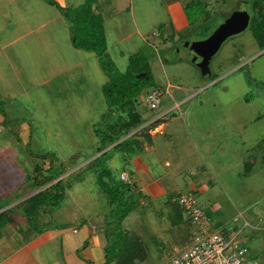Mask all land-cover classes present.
<instances>
[{"label":"rangeland","instance_id":"1","mask_svg":"<svg viewBox=\"0 0 264 264\" xmlns=\"http://www.w3.org/2000/svg\"><path fill=\"white\" fill-rule=\"evenodd\" d=\"M168 1L126 0L118 14L114 6L120 5L119 0H104L100 12L105 20L107 52L103 58L109 70L96 52L71 48L70 24L63 31L49 26L53 31L48 30L46 37H54L35 45L36 53H25L30 50L24 46L26 41L17 42L7 54L0 53V213L32 195L23 198V192L32 190L27 183L34 169L50 167L44 155L55 159L51 173H59L65 165L61 178L67 185L61 202L48 213L40 210L37 220L19 211L8 217V223L0 227V261L41 231L62 230L59 239H40L38 251L31 252L37 264H84V246L72 249L79 237L72 229H80L77 219L90 214L94 226L107 230L102 234L107 239L105 253L107 249L114 253L111 264H118L117 254L122 255L132 244L142 246L146 254L145 260L138 258L135 264H166L189 242L181 244L184 231L175 223L171 199L195 187L210 227L227 235L240 231L239 240L250 250V264H264V0H181L194 20L181 32L171 27ZM243 10L251 16L248 29L228 39L208 63L192 61L189 44L207 39ZM135 21L144 33L155 36L146 35V43L137 35L121 43V36L135 31ZM136 54L139 58L132 63L131 56ZM146 71L149 77H142L145 87L139 102L132 109L124 104L105 117L106 84L117 74L126 77L130 72L138 77ZM150 91L161 95L156 110L145 102ZM130 110L143 121L135 137L151 144L145 143V149L148 158L152 157L151 169L161 181L155 189L160 194L146 199L141 190L133 189L140 197L135 203L125 201L130 211L117 224L121 201L112 196L117 183L106 177L107 186L103 185L99 175L107 167L120 180L123 162L135 158L122 152L129 143L124 149L106 148L94 171L85 167L103 153H97L95 126L100 125L103 133L113 125L120 128L130 118ZM120 116L123 122H117ZM156 121L167 125L153 128ZM24 124L30 132L22 131ZM149 133L155 135L153 144L146 137ZM159 151L160 162L155 157ZM122 154L121 160L118 155ZM126 178L123 174L122 179ZM17 190L21 199L10 205L7 199L11 198L2 200L7 195L16 197ZM246 221L250 226L243 227ZM120 228L129 241L116 245L115 231ZM32 262L36 264L34 259Z\"/></svg>","mask_w":264,"mask_h":264},{"label":"trees","instance_id":"2","mask_svg":"<svg viewBox=\"0 0 264 264\" xmlns=\"http://www.w3.org/2000/svg\"><path fill=\"white\" fill-rule=\"evenodd\" d=\"M46 1L56 6L60 10L66 21L68 22V24H70L72 42L74 47L85 52H96V54L99 55L100 58L102 59L103 55L107 52V39L104 29L103 17L100 14L94 13L93 10V6L98 0H86V3L82 7L77 9L61 7L57 2L53 0H46ZM187 16L190 23L192 24L194 20L193 18L190 17L188 11H187ZM138 58H139V54L131 56L132 63H135V61ZM102 64L103 66H105V68H107V70H109L107 67L108 66L107 63H104V58L102 60ZM131 74L132 73L128 72L126 77L119 76L117 74L113 82L106 84V86L104 87L106 104L108 105V112L105 115V117H107V115L110 113L113 114L115 110H119L118 107H123L122 105L124 104H129L132 109L135 106V104L139 102L138 96L140 95V93H142V90L145 87L144 78L149 77V71H146L145 73L146 76L144 78L135 77L134 75ZM128 115H129L128 117L130 118H127L126 121L123 120V116L122 117L120 116L121 118L117 122L121 120L122 122L124 121L123 124L120 125V128L113 127L114 126L113 125L109 129V131H106L108 133L106 132L103 133L100 125L95 126V132L97 137L99 138L97 153L103 152L109 146H111L113 149H121V148L124 149L125 146L128 145V143H129L128 145L129 147L128 149H124V151H122L123 153H129V155L130 154L135 155L138 152H142L145 149V143H144L145 141L141 142L137 137H135L137 136L138 133L131 135L137 128L141 126L143 121H141L139 113H137L135 110L134 112H131L130 110ZM161 123L162 121H156L153 124V128L157 127ZM146 137L148 139L150 138L149 135H146ZM105 154L106 151L101 153V155L96 157L92 162L88 163L85 168H88L89 171H94V167L100 164V161L102 160ZM49 157L50 155H44L43 160L49 162L50 167L46 170L44 169L45 165L37 166L34 169V174L32 179L27 183V184L30 183L32 190L28 193L23 192L24 193L23 198L30 196L31 194L32 195L26 200L18 203L16 206H13L12 208L0 213V227L8 223L10 219L8 217L11 216V214L16 213L17 211H19L25 217L31 218V220L34 219L37 220L40 210H44V212L48 213L47 210L50 207L52 208L56 206L65 197L67 191L66 190L67 185L64 179L61 178L66 173L65 165L62 164L64 167L62 166L63 169L59 173L57 174L51 173V171L54 169L55 159L52 158V160H50ZM75 159L76 157H73L72 160L74 161ZM101 170L103 171L99 175V180L103 185H106L105 181L103 180L106 177L109 178L110 181H114L115 184L117 183L116 189L113 190L112 192V196L116 200L121 201V203L119 204L120 205L119 212L115 215V218L117 219V224H119L121 223V220L127 217L131 208L128 207V203L125 204V201L130 200L131 202L135 203L138 201V198L140 196L139 194L133 193V189H135V187H132L130 183H126L121 179L116 180L115 178H113V173L109 168L102 167ZM101 170L100 168H98L96 171L101 172ZM82 180L83 178L81 177V180L79 181ZM26 186L27 185H25L24 187ZM43 187H46V189L40 190ZM36 191L37 193L33 194ZM194 192L197 194L196 191ZM16 193H17L16 197H12L13 195H7L6 198L3 196L2 200L11 198L10 200L7 199V201L9 202V205L12 204L15 200L21 199L22 195L19 196L18 190L16 191ZM170 205L172 209V215H174L175 223L177 224L178 228L182 229V232L184 231V238L181 239V244L185 240L190 241L191 223L188 220V218H186L187 216H185V211L177 201L174 200L171 201ZM110 218H114V216L113 217L110 216ZM184 224L187 225V228L179 227ZM115 232H116L115 234L116 245H118V243L129 241L128 239H126L127 235L125 234L124 229L120 228L119 230L117 229ZM109 251L110 249H107L105 264H111L112 262H114V260L112 259L114 253L113 254L111 253L112 254L111 255ZM121 254L122 255L117 254V258L116 259L114 258L115 260H117L118 264H135V261L138 258L140 260L146 259V254L142 246L141 247L136 246L135 244H132L130 247L127 248L125 253H121ZM118 257L121 258L118 259Z\"/></svg>","mask_w":264,"mask_h":264},{"label":"crops","instance_id":"3","mask_svg":"<svg viewBox=\"0 0 264 264\" xmlns=\"http://www.w3.org/2000/svg\"><path fill=\"white\" fill-rule=\"evenodd\" d=\"M53 1L57 2L61 7L64 8H76L81 5H84V3L86 2V0H53ZM125 1L126 0H122V1L119 0L120 5L114 6V8H116L115 9L116 13L120 14L123 12L124 6L121 4H123ZM103 2L104 0H98V2H96L93 6V10L96 13H99L101 16L103 14L101 8V4ZM167 12L169 15L171 27L173 28L174 32L184 31L191 26V23L187 16L186 7L181 0H169L167 2ZM52 25H54L53 27L54 31L57 30L63 31L65 28H68V22L66 21L60 10L56 6L47 2L46 0H0V53L2 54L3 52V54H7L8 49L17 45V42L20 41H26L27 45L24 46L25 47L29 46L30 50H28L25 53H28L30 51L36 53V51H38L39 49L36 48L35 45L38 44L43 45L45 42H47V40L51 39L48 38L49 36L54 37V34H49L46 37L48 30L49 32L53 31L51 29ZM49 26H51L50 29H48ZM143 30L144 29L135 21V31H131L129 34L123 37L121 36L122 39L120 42L121 43L127 42L131 38L137 35L143 42L146 43V41L148 42L146 35H151L152 37L155 36L153 32L144 33ZM70 31L71 30L69 26L68 33L71 42L70 43L71 48L75 49L76 51H80L79 49L74 47ZM26 48H24L25 51ZM40 50L46 52V50H42L41 48ZM47 62L48 61H46V63ZM163 124L167 125L165 123ZM22 131L30 132L29 126L24 124ZM148 135L150 136L151 143L153 144L155 135L152 136L150 133ZM169 140L170 139L168 138V143L170 142ZM144 143H147L146 139ZM147 151H148L147 149H144L142 152H138L135 155H131L135 157L134 160L131 162L129 161L127 163L124 160L125 161L123 162L124 168L120 174V179L126 183H130L131 186L135 187L136 190H141L142 191L140 192V194L142 195L141 197L145 196L146 199L147 198L153 199L154 197H156L157 194H160L155 189H156V185L160 184L159 182L161 181H159V177H155L151 169L152 162L150 161L152 160V157L148 158L149 154L148 155L146 154ZM118 156L122 160L123 154ZM155 157L156 159H159L158 160L159 162L161 161L162 155L160 151ZM88 163L90 162H87V164ZM137 163H139L138 166L136 165ZM166 164L168 165L169 162L166 161ZM123 174H125V176L127 177L126 179L128 181L122 179ZM194 174H197V172ZM190 189H193L195 191L196 188L191 187ZM174 197L172 198L171 201L174 200ZM87 215L88 214L83 215L81 221H78L77 219V223L80 222L82 224L80 229L77 228L76 226L72 229V233L74 235H79V237L75 242L74 245L75 247H73L72 249L75 250V248H77V250H80V248L84 246L83 250L81 251L84 252V254H86V256L82 258L83 261L85 262L84 264H105L106 243H104V241L106 242L107 239L105 240L103 239L106 237L103 236L102 232L104 229L101 228L104 226H97V225L94 226L93 225L95 224L94 219L90 217V214L88 216ZM99 222H100V218L98 219V225ZM106 231L107 230H104L105 232L104 234H107ZM62 232H63L62 230L60 231L47 230L45 232L40 233L41 234L40 236L36 235L35 238L33 237L34 239L32 238V240L26 245H24L23 248L16 251L14 254H10L8 256L3 257V259L0 261V264H25V262L34 264L32 262L33 259L37 264L38 261L36 260V257L32 255L31 252L38 251V248H40L38 247L40 246L39 245V242H41L40 239L45 242H49L50 240H53L54 237H58L59 239L61 237ZM84 244L87 246H85ZM29 257L31 259H29Z\"/></svg>","mask_w":264,"mask_h":264},{"label":"built area","instance_id":"4","mask_svg":"<svg viewBox=\"0 0 264 264\" xmlns=\"http://www.w3.org/2000/svg\"><path fill=\"white\" fill-rule=\"evenodd\" d=\"M145 102L156 110L161 105V95L150 91ZM174 201L179 202L191 223V239L166 264H250V250L239 240L240 231L227 235L211 228L210 218L193 190L179 193ZM247 226L250 224L246 221L243 227Z\"/></svg>","mask_w":264,"mask_h":264},{"label":"water","instance_id":"5","mask_svg":"<svg viewBox=\"0 0 264 264\" xmlns=\"http://www.w3.org/2000/svg\"><path fill=\"white\" fill-rule=\"evenodd\" d=\"M251 16L247 10H243L220 25L207 39L190 43L192 61L204 65L208 63L220 51L224 43L233 36L246 31L250 25ZM143 73L138 77H145Z\"/></svg>","mask_w":264,"mask_h":264}]
</instances>
